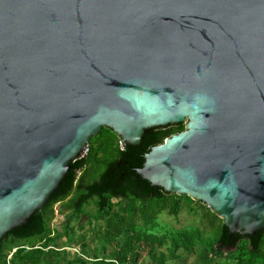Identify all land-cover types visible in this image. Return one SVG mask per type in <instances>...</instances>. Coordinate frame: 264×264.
I'll use <instances>...</instances> for the list:
<instances>
[{"label": "water", "instance_id": "obj_1", "mask_svg": "<svg viewBox=\"0 0 264 264\" xmlns=\"http://www.w3.org/2000/svg\"><path fill=\"white\" fill-rule=\"evenodd\" d=\"M171 124L138 173L264 232V0H0V241L104 128Z\"/></svg>", "mask_w": 264, "mask_h": 264}, {"label": "trees", "instance_id": "obj_2", "mask_svg": "<svg viewBox=\"0 0 264 264\" xmlns=\"http://www.w3.org/2000/svg\"><path fill=\"white\" fill-rule=\"evenodd\" d=\"M185 129V124L154 128L140 147L127 144L123 148L121 137L112 129L104 128L99 138L92 139L86 157L73 163L72 171L48 204L37 210L25 226L16 228L0 241V264H127L129 253H133L134 262L140 260L138 248L142 242L150 248L149 254L155 261L160 259L164 262L165 255L158 257L156 251L166 244V239L143 232L138 223L142 221L149 226L165 212L177 216L184 201L188 205H201L204 211L207 210L203 214L204 219L218 231L211 248L201 250V254L205 257L209 254L220 257L233 249L238 253V264H264V232L247 237L232 234L223 220L205 204L188 196L168 193L138 173V169L144 167L146 154ZM105 132L107 134L102 137ZM93 141H98L96 146L92 144ZM102 167L105 170L100 173ZM92 201L97 208V218L106 224L105 236L115 244L116 249L112 253L104 250L101 257H89L83 248L79 253H73L74 258L71 260L66 249L59 244L64 233L55 231L50 225L54 207L59 205L61 212L80 217ZM181 235L182 240L173 241L174 259L178 258L177 252L182 247L193 253L197 248L201 249L199 231ZM18 242L26 243L17 246L13 252L11 243ZM71 245L75 248L77 244Z\"/></svg>", "mask_w": 264, "mask_h": 264}, {"label": "rangeland", "instance_id": "obj_3", "mask_svg": "<svg viewBox=\"0 0 264 264\" xmlns=\"http://www.w3.org/2000/svg\"><path fill=\"white\" fill-rule=\"evenodd\" d=\"M105 134L107 132L102 137ZM100 135L94 137V140L99 138ZM97 143L98 141H93L92 144L96 146ZM91 167H93V164ZM96 169L100 170V167ZM104 170L105 167H102L100 173L104 172ZM94 175L97 176L96 174ZM191 209H195V211ZM205 211L201 205L195 203L188 205L184 201L180 214L177 216L165 212L149 226L140 221L138 225L143 232L166 239V244L156 251L158 257L165 255V261L161 262L160 259L155 261L149 254L150 248H147L142 242L138 248L141 253L140 260L134 262L133 253H129L127 264H238V253L233 249L226 251L220 257H216L213 254L205 257V255L201 254L204 249L209 250L211 248V243L216 240L218 235L217 229L213 228L204 219L203 214ZM50 225L55 231L64 233L65 236L59 240V244L63 249H66L71 260L74 258L73 253H79L78 251L83 248L87 251L89 257H94L95 255L101 257L104 250L112 253L116 249L115 244L105 236L106 224L103 220L97 218V208L94 201L85 207V212L80 217L74 216L69 212L63 213L59 205L55 206ZM193 231L201 233V240L199 241L201 249L197 248L193 253L187 250L186 247H182L177 252L178 258L174 259L172 257L174 239L182 240L181 234ZM24 243L26 242L11 243L13 252L16 251L17 246ZM72 243L77 244L75 248L72 247ZM78 255L80 256V254Z\"/></svg>", "mask_w": 264, "mask_h": 264}, {"label": "built area", "instance_id": "obj_4", "mask_svg": "<svg viewBox=\"0 0 264 264\" xmlns=\"http://www.w3.org/2000/svg\"><path fill=\"white\" fill-rule=\"evenodd\" d=\"M89 152V148L85 151V153L82 155L81 158H84L86 156V153ZM79 252V251H78ZM10 258V257H9Z\"/></svg>", "mask_w": 264, "mask_h": 264}]
</instances>
